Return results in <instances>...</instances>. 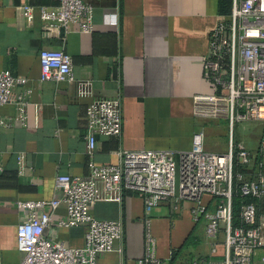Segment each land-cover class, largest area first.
Here are the masks:
<instances>
[{
  "label": "crops",
  "instance_id": "crops-1",
  "mask_svg": "<svg viewBox=\"0 0 264 264\" xmlns=\"http://www.w3.org/2000/svg\"><path fill=\"white\" fill-rule=\"evenodd\" d=\"M82 1L93 9V31L87 34L78 33L74 24L67 34L45 26L39 9L55 8L58 0H0V72L27 78L31 88L24 123L14 118L13 105L0 107V116L10 124L0 132V264H19L21 259L17 225L27 213L17 202L53 200L57 175L87 178L90 162L118 165L126 151H188L193 133L201 129L205 141L209 135L226 138L227 121L195 117L192 98L213 92L203 77V59L212 32L228 20L233 0L226 15L220 12L219 0ZM25 5L33 9L31 23L25 18ZM43 49L68 54L76 80L90 82L92 95L80 96L76 82H40L38 54ZM98 99L120 101L122 128L117 137L97 136L90 158L87 107ZM246 144L240 141L237 147L252 155L254 166L245 171L251 179L264 171L251 151L255 148ZM226 146L214 149L206 143L205 149L226 153ZM18 155L23 159L21 171ZM205 202L212 211L222 200ZM174 204L161 203L147 214L142 196L130 191L123 192L120 204L95 203L91 213L96 219L123 225L122 242L115 251L98 255L97 263L137 264L144 256L147 232L155 240L161 264L219 263L223 230L216 242L211 241L205 219H192L193 204L182 201L178 210ZM44 212L51 217L47 236L72 249L84 246L85 226L61 225L67 220L63 205Z\"/></svg>",
  "mask_w": 264,
  "mask_h": 264
},
{
  "label": "built area",
  "instance_id": "built-area-1",
  "mask_svg": "<svg viewBox=\"0 0 264 264\" xmlns=\"http://www.w3.org/2000/svg\"><path fill=\"white\" fill-rule=\"evenodd\" d=\"M23 11L31 23L32 7L25 5ZM39 13L48 29L67 34L74 24L78 33L93 31V9L82 0H58L57 7H41ZM38 57L40 82H76L80 96L92 95L90 82L76 80L68 54L43 49ZM203 77L213 92L193 96L195 117L225 120L230 130L238 123H264V0H233L228 20L211 34L209 53L203 59ZM30 95L27 78L13 75L9 70L0 72V107L13 105L14 118L22 123ZM9 127L8 120L0 116V132ZM121 128L118 99L92 101L87 107L85 134L88 157H93L97 136L117 137ZM257 156L260 167L264 168V136L259 141ZM16 159L21 171L22 156ZM252 160L249 151L235 149L231 140L226 153L207 151L201 129L193 133L188 151H126L121 153L118 165L98 166L90 162L87 178L57 175L53 200L16 204L27 213V218L17 225L19 264H98V255L115 251V245L122 242L123 225L120 221L96 219L91 208L98 202L120 204L124 191L141 195L147 214L170 200L174 201L176 210L182 201L191 202L192 219H205L207 238L213 242L223 230L220 262L203 264H264V204L263 208L253 202L242 205L240 225H233L235 181L239 183L242 197L264 203V172H258L251 179L245 177V171H251L254 166ZM236 167L242 171L236 172ZM205 198L222 202L210 211ZM60 205L67 214L62 226L86 228L84 246L80 249L69 248L45 233L51 217L44 209L49 207L54 211ZM155 248V240L147 232L144 256L137 264H161ZM217 250L214 245L212 253L216 254Z\"/></svg>",
  "mask_w": 264,
  "mask_h": 264
},
{
  "label": "rangeland",
  "instance_id": "rangeland-1",
  "mask_svg": "<svg viewBox=\"0 0 264 264\" xmlns=\"http://www.w3.org/2000/svg\"><path fill=\"white\" fill-rule=\"evenodd\" d=\"M263 124H264L263 122H258V121H248L244 123L235 124L232 130L228 128V131H226L225 133L226 138H221V137L212 138L213 135H209V137L211 138L210 140H207L208 138L206 137L205 145L207 143V145H210L212 148L216 149V148H219L220 146L222 147V145L225 143L229 147V143L231 140L234 148L236 149L238 148L237 145L239 144L240 141L243 144L250 142L249 144H246L245 146L249 148H255V150H251V151H254L257 155L259 141L264 136V134L262 133L264 132ZM263 169L261 170L264 171Z\"/></svg>",
  "mask_w": 264,
  "mask_h": 264
},
{
  "label": "trees",
  "instance_id": "trees-1",
  "mask_svg": "<svg viewBox=\"0 0 264 264\" xmlns=\"http://www.w3.org/2000/svg\"><path fill=\"white\" fill-rule=\"evenodd\" d=\"M219 8L222 14H228L230 8V0H219ZM210 152V151H209ZM236 172L242 171L240 167L235 168ZM256 203L258 208L262 201H255L248 197H242L239 190V183L235 181L233 187L232 207H233V225H240V208L246 203Z\"/></svg>",
  "mask_w": 264,
  "mask_h": 264
}]
</instances>
